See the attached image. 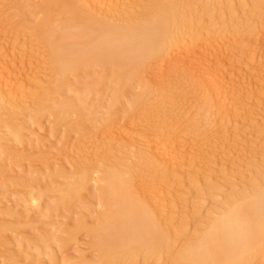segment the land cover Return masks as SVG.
I'll list each match as a JSON object with an SVG mask.
<instances>
[{
  "label": "rangeland",
  "instance_id": "374dc122",
  "mask_svg": "<svg viewBox=\"0 0 264 264\" xmlns=\"http://www.w3.org/2000/svg\"><path fill=\"white\" fill-rule=\"evenodd\" d=\"M75 1H76V3L78 2L77 6H79V4H80L81 7L84 6L87 8V10H86L83 7V9L85 10L84 12L82 10L83 14H85V13L87 14V15L85 14L86 17H90V18L94 17V19L97 20V21H95L96 23L99 22V23L106 24V25L111 24L113 26L120 27V25H118V23L120 22V24H121V22H123V21L125 23L123 22L124 25L122 23V26H124L125 28L129 26V24H127L129 22L131 23V25H133V24L141 25V24H144V22L150 20L151 18H153L152 20H156V19L158 20L159 17L161 18L160 15L165 13V14L172 16V18H169L172 21L174 18L175 21H173V22H175L176 25L179 24L178 27L183 26V27H181V28L179 27V28H180V30L182 29L181 30L182 33L185 34L186 36L191 35V33H193L192 36H195L196 35L195 30L201 24H204L203 27L205 26L204 27L205 29L209 28L211 26L210 29L211 30L214 29V31H217V30L215 28H212V27H215V25L217 24L216 28H219L218 25H222L221 31L225 30L226 33L229 32V34L230 33L232 34L234 29L232 28V31H231L230 28L232 27V25H231L232 22H230V20L228 18H230L231 16H237L238 20H236V22L237 21H239V22L236 23L238 27H237V30H235V31L238 32V34H237L238 40H239V38H241L242 40L243 39L247 40L246 38L249 37V39L252 41L255 38L259 37V39H261V37L263 38V36H264V16H263L264 15V13H263L264 12V0H257V1H255V0H170V1L169 0H100L97 5L88 2V0H84V1L82 0V2H81V0H75ZM253 1H254V3H253ZM44 2L42 3L41 0H0V49L2 47H4V45L10 46L12 44L11 47L15 46L17 49L15 47L14 48L17 51H19L18 48L22 50L24 47L29 48V49L31 47V50H29V49H27V50L30 51L29 53H33L32 54L33 56L30 55L28 57L26 55L28 58L25 60L26 64L24 63V67H21V65L20 64L18 65L17 63L15 65V63L14 62L12 63V61H11V63L7 64V66L4 67V69L5 68L6 69L5 70L3 69V71L0 72L1 77H3V79H5L4 80L5 81L4 87L7 86V88H8V89L6 88L4 90L5 92L4 91H3V93L0 92V94L2 96V97L0 96V121H1L0 126L2 124L1 128H3V126L5 128V125H6V128L10 130V128H8L9 127L8 124L10 123V125H11L15 121L22 122L21 124L25 126L24 128H22L21 126H20V128L17 127L18 129L21 130L20 131L17 129L18 130V132L16 130L17 133L12 131V129H11V131L6 130V128H5L6 131L0 129L1 134H2L1 131L4 132V134L2 136H5V137H2L5 139V141H2L4 143H2L1 140H4V139H1V134H0V139H1L0 143H2V144H0V162H1V160L5 159L4 161H2L0 163V169H1L0 170V190H1L0 192H1V195H3V197H5V195H6V198L8 199V201L11 200L10 205H8V206L5 205L6 208H4L2 205H0V212H1L0 213V215H1L0 216V219H1L0 220V223H1L0 227L2 225H4L3 227L6 226V228H7L6 231L8 233V234H6V232H5V234H3V233H1V229H0V254L11 249V251H13L14 255L15 254H16V256L18 255L17 258L14 256L15 257L14 263H16V264H90L91 262L94 264H99V263H97L98 261H100L101 264H107V263L112 264L113 262L115 264H140V262H138V263H135V262L130 263V262H132V259H134L132 256L135 257L137 255V253L140 256L141 252H145L144 250L140 252V251L133 248L130 250H125L123 252H119V254L112 255L111 257H107L108 255L106 257H105V255L100 256L101 253L98 251L99 249L97 246L99 240L95 236L97 234L96 233L94 234L93 233L94 231L91 229H96L97 227H99L100 223H102L104 221V217L108 216L110 214V213L109 214L106 213L109 211L108 210L106 211L105 209L111 208V206L108 207V205H110V202H112V201H110L108 203V201L110 200V198H108L110 195H108V197H107L109 199L107 201L108 205L105 204L106 202H104V201L107 199H105L104 195L102 194V192L105 193L104 189L101 190V188L103 186V183H102L103 181H101L100 184H98L96 182V180L99 178L98 176L100 174H97L95 171H93L95 169V165H96V162H93V161H95V158L96 159L97 158H106L108 156H111V158L115 157L113 160L114 162L112 161V159L107 160V161H109V162L106 161L107 163L105 162L106 163L104 166L105 169L108 170L110 168L111 169L118 168L117 164L119 163L118 166L120 165L119 166L120 172L122 171V172H124V174H125V171H128V169L126 167L127 166L126 164L128 163L127 160H129V162H130V160H132L129 163L130 164L129 169L132 168L133 173H134V170H133L134 167L135 166L137 167L139 165L140 167H137L139 169L135 168V170H139L141 172V173L138 172V174L139 175L141 174L142 176L141 175L140 176L143 178L145 177V179H147V177L150 176V177H148L149 181L147 179V180L143 181V183H145L147 181L145 183V186H146V184L147 185L149 184V185H148V187L146 186V188L149 190V189H152L154 187L155 189L154 188L153 189L156 191V194L159 193L157 195L158 196V198H157L158 204L163 205V204H166L165 202H167V203L170 202L169 204H171L173 201H174L173 202L174 204H176L177 202H181V203L183 202L184 203V208H185L184 209L185 211H183L184 213L181 212L179 215H177L178 218L176 217L175 221H173V222L170 221L172 219L170 217L169 211H167L168 205L167 206L163 205V207H161V206H154V204H152V206H151V209L153 207V209H152L153 212L154 211L156 212V209H155L156 207H157V210L159 209V207L163 209L164 215L161 214L162 209L160 211L159 210L157 211V212H160L159 214L154 213L155 221L161 222V223L158 222V224L161 225L160 230L163 233V235H167V237H170L169 242L171 244H173V242H171L173 240H171V239H174V243H176V240H177L178 244H180L182 242H179V241L185 238L184 240H182L183 243L181 244V246L183 248H185L187 244L196 243V241L199 238L198 237L199 234L202 235V233L205 232L207 228H210L211 224L213 225L212 221L215 218L214 216H216L217 212L222 210L221 206L223 207V209L226 208L225 205L229 204L230 201H233L236 197L237 198L235 200H237L239 202L241 200L242 201L243 200L249 201L250 200L249 196L251 198L253 197L254 190L255 191L260 190L259 192L264 191V96H262V94L264 95V45H263V47L258 46V49H257V47L253 46L254 45L253 43L257 39H255V41H253V42H251L250 40H247L248 44L250 43L249 47H252L249 49V51L245 50L247 52L244 51V52H241L238 54V52L234 49L232 50V48L227 50V55L224 57L223 60H225L227 58L226 61H228V62L232 61L235 63L232 64L231 62H229V63L227 62L228 66L226 65V63H224L225 66H227V68L224 67V69H225V73H224L225 77L224 78H226L227 80H232V81L236 82L235 87L237 89L235 90L236 94H233L234 96L230 93H228L230 95H227L225 93V95H223V97H222V102L223 101L224 102L223 103L221 102L223 107L220 104L221 105V106L219 105L220 108L216 107V108H219L216 110L215 107L213 109L212 106L208 105L206 101L200 102V103L197 102V99L201 96L200 92L197 90L198 89L197 84L191 85L190 86L191 88H188V89H187V87H185V85H183L184 82L182 80H184L186 82L187 81L186 80L187 75L186 74L182 75L183 72L181 73V72L175 71L176 68L172 67V66H174V64H173L174 59L170 58L171 54L167 53L168 52L167 49L165 52L168 55L170 54V57L167 55H164V56H167L165 58L162 57L164 63L162 61H159V60H162V58H159V59L157 58L158 60L153 59L151 62H149L148 66H147L148 68L144 69L145 72L141 70L142 72L141 71L135 72L137 74L131 73V74H129V78L127 76H125V82L123 81L124 77L120 76L122 74L120 72H123V71L116 70V68H118L117 67L118 65L113 66V65H115V63H113V65H111L112 62H110V64L108 62L109 65L107 63H104L103 65H106V67L105 66L100 67L101 64H100V66L97 64L100 68H98V66L95 67L96 65H94V63L90 62L89 64H91V65H89L87 63L90 67L88 65L87 66L85 65V66L89 67L90 70L88 68H85L84 65H81L79 67L81 68L84 66L83 68H85V69L81 68V71H79L80 70V69L78 70L79 67L75 68V70L72 73L74 75V77H73V75H71L72 80H71V78H68L67 76L66 77L68 78V80L67 79L64 80L65 77L63 78L62 75L58 73V69L54 65L55 62H54V58H53L52 53H51V48L48 45L49 44L48 38H47V40H45L44 38L39 36L38 33H39L40 28H41V24H43V23L46 24L47 21H48L46 24L47 30L45 29L47 31V33L49 31L51 33L52 29L53 30L55 29L53 33H56L57 32L56 30L62 31L63 30L62 24L65 23L66 21L70 20L69 15H72V14L69 13L70 12L68 10L69 8L66 9L65 6H63V5H62L63 6L62 8H65L67 11H69L68 13L66 12V10L64 11V9L58 8V6H60L62 4V3L61 4L59 3L60 2V0H59V2H55L58 4H55L56 6H53V7H57L56 10L57 9L58 10L54 11L55 10L54 9L52 13H51V11H50V13L48 12V14H49L48 15L47 14L48 10L45 11V9L43 8L44 5L41 7V9H42V11L44 9L45 12L39 11L40 6L42 4H44ZM61 2H63V4L65 3L64 5H66V2H64L62 0H61ZM214 3L216 5L220 6L219 7L220 10L214 5ZM211 4L215 6V8H216L215 12H217L219 10V13H218L219 16L216 13H215V15L213 14L215 17L211 14H210V16H208L209 13L207 15L208 17L206 16V13L208 11L215 9V8H213V6H211L212 8L210 7L211 9H209V5H211ZM255 4H256L258 9L256 8ZM53 5H54V3H53ZM38 6H39V8H38ZM233 6H235V7H233ZM172 7L174 9H172ZM243 7H247L246 8L247 10L245 9L246 11H248L249 9L251 10L250 13L248 11L247 16L242 15L243 14L242 11L245 12ZM168 8H169V11H168ZM170 9H172V10L170 11ZM232 9H233V11H230ZM238 9H240V10H238ZM253 9H257L259 11L254 10V14H253V12H252ZM86 11H88L89 13ZM42 13H44V14H42ZM65 13L67 15L68 14L69 15L67 16V15H65ZM259 13H262L261 17L263 19L260 17V21L262 20V23L259 22V19H258L259 17H257V20H256V16H259ZM43 17L44 18L46 17V18L44 19ZM71 17L73 19V16H71ZM209 17L211 18L210 20L212 21L214 26L212 25V23H210ZM214 18L217 20L216 21L217 23L214 20H212ZM72 19H71L72 26H74ZM220 19H221V21H220ZM222 20H223V22H222ZM219 21H220V24H219ZM196 22H197V24H196ZM258 22L260 23V25ZM48 23H49V25H48ZM69 23H68V25H69ZM258 25L261 27H259ZM65 26H67V25H65ZM70 26H71V24H70ZM124 27H122V28H124ZM61 28H62V30H61ZM33 29L35 32L32 31ZM67 30H68V28L67 29L64 28V30L62 31L63 34H66ZM211 30H209V31H211ZM60 31H59V33H60ZM64 31H66V32H64ZM214 31H212V32H214ZM218 31H220V28ZM250 31H251V33H250ZM261 31H263V32H261ZM72 32H74V28H73ZM59 33L57 34L58 39L64 37L63 34H62L63 35L62 36ZM204 34L205 33H202L201 36H203ZM250 34H251V37L249 36ZM197 37H199V36L194 37L193 40H195ZM220 40L222 41V38ZM220 40H218L217 43L221 42ZM70 41H72V40H70ZM70 41L68 40L66 43H69V44L71 43L73 45L76 43L77 40H75V42L74 41L70 42ZM239 41H237V42H239ZM7 42L9 44H6ZM37 46L38 47L40 46V49ZM210 46H212L210 48V50L214 49L216 51L215 48H217V47L213 48V43ZM217 46H219V45H217ZM226 46L229 47L230 45L226 44ZM253 47H254V49H253ZM255 48H256V50H255ZM250 50H253V51L250 52ZM36 51H37V53L34 55V53ZM30 57L32 60L29 59ZM231 59H234V60H231ZM14 61L16 62V60H14ZM170 61H172V63ZM158 62H160L162 64L159 65ZM171 64H173V65H171ZM214 64L217 65V62H215ZM233 65H235V66H233ZM161 66H163L162 69H161ZM91 67H94V69ZM76 69H77V71H76ZM117 71H120V72H117ZM149 71L150 72L152 71V72L150 73ZM158 71H161V72H158ZM19 72H21V74H23V75H19L20 74ZM77 72H80V73H77ZM88 72H90V73H88ZM174 72H176V73H174ZM75 73H76V75H75ZM87 73H88V75H86ZM116 73H118V75L120 77H118ZM143 73H145V75ZM148 73L149 74L162 73V74H166V75H165V78L163 80H160V81H155L154 79H150L148 82L145 81V84H147V85H145L142 78H143V76L150 77ZM171 73H173V74H171ZM78 74L81 76L78 77L79 76ZM82 74L84 75V77L82 76ZM132 74L133 75L135 74V75L132 76ZM175 74H177V75H175ZM224 74L222 73L223 76H224ZM80 78H83V79L86 78V79L84 81H81L82 79H80ZM249 79L253 83L255 82V84H256V85L254 84L256 87L254 86V89H253L254 91L251 90L252 92L249 91V89L247 90L248 83L250 81ZM227 80H225V81L228 83V85L226 82L225 83L227 86H229V84H231L232 82L230 81V83H229ZM73 82H75V84H78V86L80 87V88H78V86L76 87V88H78V90L76 92L79 93V96H82L81 99L83 101V102H80V99H79V102L81 103L80 109H78L79 105L77 104L78 108H76V110L78 109V111H76V113H73L74 111L71 112V113H73V117L75 116L74 118L77 117L75 119L76 123H73L75 121H74V118H72V116H71V118L73 120L70 119L68 121L67 118L63 119V117H65L66 115H68V117H69V115H72L71 113L69 114L67 112H64V114L67 113L66 115H64V114H62V111L60 109H58V108L56 109V107H53L58 102L59 103H60V101L62 102L63 99L65 100V98H73V96L78 97V93L74 94L73 90L76 89L75 88L76 85ZM76 82H78V83H76ZM82 82L84 83V85H82ZM38 83L39 84L42 83L43 86L39 85ZM66 84L69 87H65ZM11 85H12V87H10ZM72 85H74L73 86L74 89H73ZM181 85H183V86H181ZM70 87L73 90L70 89ZM66 88H68V91L70 90L73 93H71V96H70V91H69L68 93H66V97L63 98L65 96V91L67 92V90H65ZM80 89L82 91H80ZM184 89L188 90V91H185ZM56 90H57V92H55ZM116 90L118 91L117 96L115 95L116 94L115 92H117ZM169 90H170V93L172 95L169 93ZM238 91L240 93H238ZM18 92H20V93H18ZM47 92H49V93H47ZM60 92L64 93V94H60ZM173 93H174V95H173ZM181 93H182V95H181ZM15 94L18 96H16ZM54 94L55 95L58 94V95H56L57 97ZM80 94H82V95H80ZM119 94H120V96H119L120 98L118 100H116L117 102L114 99H112L113 96H114V98H117ZM67 95H69L70 97L69 96L67 97ZM168 95L169 96L171 95L170 97L173 96L174 98L173 97L170 98ZM9 96H11L12 98ZM37 96H38V98L40 97L39 100L35 99V98H37ZM61 96L63 99L59 98ZM228 96H229V99H228ZM230 97H231V99H230ZM31 98H33V99H31ZM58 99H62V100H58ZM73 99H75V98H73ZM112 100L115 102V105L112 102L113 106L111 109L110 104H111ZM12 101H14V102H12ZM194 101L196 103H194ZM34 102H36V103H34ZM201 103L203 106H205V103H206V106H208V107H206V106H205V108L202 107L203 110H201L202 112L199 113L198 107H199V105L201 106ZM197 104H199V105H197ZM225 105L227 107L229 106L230 109H228ZM230 105H232V106H230ZM209 107H211L210 110H209ZM54 108L56 110L61 111V113H60L61 115L60 114L57 115V113H54L53 111H56V110H53ZM222 110L223 111L226 110L227 112L225 111L226 112L225 113ZM79 111H80V113H79ZM156 111H158V112H156ZM165 111H166V113H165ZM161 112L164 114H162ZM196 112H198L199 115ZM74 114H77V116ZM2 115H4V117ZM142 115H144V116H142ZM163 117H164V121L162 120ZM176 117H178V118H176ZM159 118H161L162 121ZM206 118H207V120H206ZM141 119L142 120L144 119L143 122L145 124V127H144L145 129L143 128L144 124L141 121ZM3 120H5V121H3ZM34 120L37 122H35ZM139 120L142 123V124L140 123L141 125L137 124L140 122ZM156 120H159V122ZM2 121H3V123H2ZM71 121H73L72 124H71ZM222 121L225 123H223ZM135 122H137V123H135ZM156 122H157V124L155 126ZM168 125H169V127H168ZM186 125L190 128H188ZM225 125H227V126H225ZM232 125H233V128H232ZM224 126L226 127V129ZM182 127H187V129L189 131V132L187 131L188 133H186L189 146L187 145L188 147L184 153V157L185 158L187 157V160L184 161L183 163L179 164L181 167L178 164L176 165V163H173L175 165V168L170 169V171L165 169V172H164V169H163L164 167L161 166L160 163L157 161L156 156L158 154H157L155 147H153L154 145H152V147H151V144L154 143L152 141L154 139V136L158 137L159 134L162 133L163 131H164V133L167 132L168 134L174 133L175 135L174 134L173 135L175 137H177L176 135L178 134L180 129H182ZM221 127H223V128H221ZM146 128H147V130H146ZM142 129H143V131H142ZM137 130L142 132V133L139 132L140 134H142V135L144 134L145 136L147 135L146 137L148 139L146 140V138L143 135V137L145 138V141H144L143 140L144 138L142 137V135L140 136L138 134ZM148 130H150V131H148ZM113 133H115V134H113ZM133 133H135V135ZM110 134H113L114 136L116 135V137L114 138V137H112L113 135L110 136ZM137 134H138V136H137ZM120 135H121V138H123V139L120 138ZM117 136H119V137L117 138ZM221 136H223L224 139H227L226 144H227V149H228V150L226 149V153H225L226 157H224L223 162H225V163H224L223 167L225 169L231 168L232 171L234 172L233 177H235L234 178L235 181H234V183H232L233 185L230 184V182H228L229 184L226 182L223 183L222 181H224V180H222L221 178H219V180H218L216 178V176L214 178H213V176L211 177V173L209 172V168H208L209 163H207V162H208L210 156H212L213 153L216 152V149H218V146L221 144V141H223V140H221ZM226 137H228V138H226ZM111 138H113L114 141ZM119 138H120V140H119ZM149 138L152 140L150 141ZM123 143H125V144H123ZM140 144H144V145H140ZM121 145H122V147H121ZM71 146H73L72 148H74V147L76 148L77 154H74V157H77V159H78L79 154H80V157H82L81 156V154H82L83 157H84V155H86L85 157L90 156V157H88V160L85 161V163L84 162L82 163V161H81L79 164L80 166L79 165H76L75 167L71 166V164H72V162H70L71 157L67 156V158L70 157L69 158L70 160H67V158L63 157L65 155L63 153H67L68 148L71 149ZM84 146H85V148H84ZM130 146H133V147H130ZM140 146H142V147H140ZM111 147L114 148L113 150L117 149L118 153H117V151L113 152V150L110 149ZM124 147H126V148H124ZM29 149H30V151H29ZM118 149H120V150H118ZM153 149H155V150H153ZM77 150H78V152H77ZM141 151L144 153H141ZM18 152H20V153H18ZM22 152H24V153H22ZM80 152H82V153H80ZM48 153H50V154H48ZM112 153H114V154H112ZM21 154H23V155H21ZM143 154H146V156H149L148 159L151 158L149 161H147V162L145 161L147 164L143 161L144 158L141 157ZM25 155L28 157V159H26ZM76 155H78V156H76ZM18 156H20V157H18ZM262 156H263V158H262ZM21 157L22 158L24 157V158L21 159ZM60 157H63V158H60ZM153 158H154V160H153ZM20 159H21V161H20ZM58 159H60V160H58ZM56 160H58L59 163L57 161L55 163V165L52 164V162L56 161ZM90 161H91V163H90ZM125 161H127V162H125ZM133 161H135L134 165H132ZM20 162L24 163L26 168L27 167H34L35 168V170L31 172V174L29 176L31 178L29 179L30 181L28 180V182H26V175H25V179H24V176L23 177H20V176L18 177V175L16 176V174H17L16 172L18 171L19 167L21 166ZM62 162L66 163V165L63 164ZM156 162H157V165L158 164L160 165V166L159 165L157 166L158 169L156 168ZM173 162H174V160H173ZM44 163H45V165L47 164L45 166V168L43 167ZM136 163H138V164H136ZM148 164H149V166L151 164V166H153V167L150 166V168H149ZM39 165L42 166L43 170L40 168ZM106 165H107V167H106ZM142 165L143 166L147 165V166H145V168H144ZM174 165H173V167H174ZM122 166L123 167L125 166L126 169L123 168ZM17 167H18V169H17ZM67 167H68V169H67ZM76 167H79V168H76ZM92 167L94 168L93 170H92ZM161 167H163V168H161ZM36 168H38V169H36ZM146 168H147V170H146ZM124 169H125V171H124ZM150 169H152L155 173L152 170L150 171ZM46 170H48V171L46 172ZM166 170L170 173H168ZM58 171H60V172H58ZM62 171H64L63 175L60 174V173H62ZM76 171H78V172H76ZM146 171H149V173L150 172L151 173L150 174L148 173L149 174L148 175ZM39 172H42V173H39ZM92 173H94V175ZM235 173H236V175H235ZM45 174H47V175H45ZM145 174H147L148 176L147 175L145 176ZM101 175H100V178H101ZM136 175L137 174L135 171V176ZM139 175H137V176H139ZM92 176H93V178H92ZM140 176H139V178H140ZM209 176L211 179L209 178ZM72 177H73V179H72ZM95 177H97V178H95ZM13 178H15V179H13ZM18 178L19 179L21 178L22 181H21V179L18 180ZM69 178H71L72 180ZM94 178L96 180H93ZM197 178L199 179V181L198 180L196 181ZM13 180L15 181V183L16 182L17 183L16 184L13 183ZM23 180H25V181L23 182ZM138 180H140L142 182L141 178ZM206 180H207V182H206ZM18 181H20V182H18ZM22 182L24 184L26 183L25 186L23 185V187L21 185ZM2 183H4V184L2 185ZM19 183H20V185H19ZM77 183H80L81 185L77 184ZM96 183L98 184V186L96 185ZM255 183L257 185H255ZM27 184H29L30 186ZM210 184H212V186ZM227 184H228V188L225 186ZM68 185H69V187H68ZM230 185H232V187H233V188H230L231 190L229 189ZM217 186L218 187L221 186L224 188L219 187L220 191L214 190L216 192L215 193H214V191L212 192L211 189H214V188L218 189ZM248 186H250V187H248ZM251 187L255 188V189L252 190ZM248 188L251 189L250 191H253V192H250ZM257 188H258V190H257ZM228 189H229V191H228ZM28 190H32V191H30L31 192L30 194H32L31 196L38 198V200L40 202L39 204L36 203L37 205L36 204L35 205L36 206L39 205L38 207L43 208L44 211H42L40 209L41 211H39V213H38V210H37L38 208L36 206H33L35 208H30V206H32V205H30V204L28 205L29 197L28 198H27V196L25 197V195H29ZM99 193H101V194H99ZM246 193H248V194H246ZM142 195H140V197L144 199V197L146 196L145 193H143ZM239 195H242V196L240 197ZM244 195H246V196L244 197ZM0 197H2V196H0ZM59 197H61V199ZM6 198H4L5 201H6ZM67 198H69V199H67ZM190 199H194V200H190ZM111 200H112V198H111ZM12 201L14 204L11 203ZM147 203L150 207L151 202L150 203L147 202ZM216 203H218L219 205ZM223 204H225V205H223ZM105 205H107L108 208ZM177 205H178V203H177ZM185 206H187V208ZM24 207H26V209ZM164 207H166V208L164 209ZM197 209H199V210H197ZM24 212H26V213H24ZM41 212H43L42 215H40ZM187 212H189V213H187ZM104 213L106 214L105 216H104ZM12 214H13V216L11 217ZM38 214L40 217L38 216ZM156 214H157V216H156ZM8 215H10V217ZM154 215H153V218H154ZM158 216L160 217V219L159 218L157 219ZM5 218H8V219H5ZM44 220H46V221H44ZM169 222H170V224H169ZM199 224H201V225H199ZM202 224H203V226H202ZM196 225H198V226H196ZM212 225H211V227H212ZM11 226H12V228H10ZM196 227H201V228L199 229ZM15 228L16 229L18 228V231L15 230ZM12 231H16L18 236L17 235L15 236L16 233L14 234V232H13L14 235L12 237V233H11ZM51 231H52V233H51ZM109 231H111V230L109 229ZM193 232H195V233L193 234ZM68 233H69V235H68ZM50 234H54V235L52 236ZM176 234L182 235L181 238H180V236H176ZM49 235H50V237L48 238ZM174 237H177V238H174ZM178 238H179V240H178ZM48 240H49V242H48ZM6 242H8V243L6 244ZM10 243L12 244L11 246H9ZM14 243H16L17 245L15 246ZM37 243H39V244H37ZM174 245H176V247L174 246L175 247L174 248L172 246L170 253L164 252L165 254L162 253L160 255L161 259L158 256L159 255L158 251L156 253H153L154 255H151L152 253L150 252V256H152V258H151L152 260L150 259V260H148L149 262L146 261L145 263H147V264H160V263L161 264H181L180 260H179L180 259V255H179L180 251L179 250H181V248L177 247V246H179V245H177V243ZM19 246H21V247H19ZM16 248H18V249H16ZM32 248H33V250H32ZM37 252H39V253H37ZM131 254H134V255H131ZM145 254H147V256H149V254L147 252V253L143 254L144 256L142 255L144 257V259L146 260L147 256ZM129 256H131L132 258ZM150 256L148 258H150ZM101 257H104V259H106V258L107 259H109V258L114 259L115 258V260L112 261L109 259V261H108L107 259L106 260L102 259V261L104 260L103 261L104 263H103L100 260ZM141 257H139V258H141ZM128 259H129V261H127ZM135 259H136V257H135ZM263 259H264V255L261 257L258 256V257H256V259L255 258L253 259L254 261L253 260L250 261V264H264L263 263L264 261H262ZM158 260H159V262H158ZM139 261H144V260L139 259ZM143 263L144 262H142V264ZM9 264H12V263H9ZM247 264H249V262Z\"/></svg>",
  "mask_w": 264,
  "mask_h": 264
},
{
  "label": "bare ground",
  "instance_id": "6f19581e",
  "mask_svg": "<svg viewBox=\"0 0 264 264\" xmlns=\"http://www.w3.org/2000/svg\"><path fill=\"white\" fill-rule=\"evenodd\" d=\"M42 1V3L44 2V4H42L41 6H40V10L39 11H42V9H41V7L43 6V8L45 9V11H47V14H48V12L50 13V11H51V13L53 12V10L54 11H57L56 10V8L57 7H53V6H56L55 4H58V3H55V2H59V0H41ZM62 1H64V2H66V5H64L63 4V2H61V0H60V6H58V8H62L63 6H65V8L67 9V8H69L68 10L70 11H67L65 8H62V9H64V11L66 10V12L68 13H70V14H72V15H69V17H70V20H68V21H66L65 23H63L62 25H63V30H64V28H68V30H67V33L66 34H63V30H62V28H61V30L62 31H60V33H59V31L58 30H56L60 35H64V37H62V38H57V34L56 33H53L54 32V30L52 29V32L50 33V31L47 33V22H46V24H44L43 22V24H41V28H40V30H39V33H38V35L39 36H41L42 38H44L45 40H47V38H48V45H49V47L51 48V53H52V56H53V58H54V65L57 67V69H58V73L59 74H61L62 75V77L64 78V80H68V78H71V80H72V77H71V75H73L72 73H73V71L75 70V68H78L79 66H81V65H88L90 62L91 63H94V65H96L95 67H97L98 65L100 66V64H101V66L100 67H106V65H103L104 63H107L108 64V62H109V64H110V62H112V64L111 65H113V63H115V65H113V66H117L118 68H116V70H121V71H123V72H120V71H117V72H120V73H122L120 76L122 77H124L123 79V81L125 82V76H127L128 78H129V74H131V73H135V72H140L141 70L142 71H144V69L146 68H148L147 66H148V64H149V62H151L153 59H159V58H162V57H167V56H169L170 57V54H171V59L173 58L174 59V62H173V64H174V66H172L173 68H176L175 69V71L176 72H183V74L182 75H184V74H186L187 76H186V82L184 81V80H182L183 82H184V84L183 85H185V87H187V89L188 88H191L190 86L191 85H194V84H197L196 86L198 87V91L200 92V94H201V96L197 99V102L198 103H200V102H204V101H206L207 102V104L208 105H210V106H212V108L214 109V107L216 108V107H219L220 108V106L222 105L221 104V102H222V97H223V95H225V93L227 94V95H230V94H236V92H235V90L237 89L236 87H235V85H236V82H234V81H232V80H227L226 78H224L225 77V69H224V67H226L227 68V62L228 61H226V59L225 60H223L224 59V57L227 55V50H229L230 48H232V50L234 49V50H236L237 52H238V54L239 53H241V52H244L245 50H248L249 51V49L250 48H252V47H249V44H248V41L247 40H250L249 39V37L248 38H246L247 40H245V39H241V38H239V40H238V37H237V34H238V32H236L235 30H237V22H239V21H237L236 22V20H238V18H237V16H231L230 18H228L229 20H230V22H232V27L230 28L231 29V31H232V28L234 29L233 30V32H232V34L234 35H232L231 33L229 34V32L228 33H226L225 32V30L224 31H221L222 29H221V26L222 25H218L219 26V28H220V31H218L219 30V28H216V26H217V24L215 25V27H212V28H215L217 31H214V29H210L211 28V26L209 27V28H204L203 27V25L204 24H201V25H199V27H197L196 28V30H195V32H196V35L195 36H192V34L193 33H191V35H185V34H183L182 33V29L180 30V28L181 27H183V26H179L178 27V25L179 24H177L176 25V23L175 22H173V21H175L174 20V18H173V21L171 20V19H169V18H172V16L171 15H168V14H165V13H163L162 15H160L161 16V18L159 17L158 18V20L156 21V20H152L153 18H151L150 20H148V21H146V22H144V24H141V25H135V24H133V25H131V23L129 22V23H127V24H129V26L128 27H124V26H122V23L124 22H121V24H120V22L118 23V25H120V27H118V26H113V25H111V24H109V25H106V24H102V23H96L95 21H97L96 19H94V17L93 18H90V17H86V15L85 14H83L82 13V10H83V12L85 11L84 9H86L87 10V8L86 7H84V9H83V7H81L80 6V4H79V6H77L78 4V2L76 3V1L75 0H62ZM84 1V0H83ZM99 1L100 0H88V2H90V3H92V4H98L99 3ZM170 1V0H169ZM255 1H257V0H255ZM81 2H82V0H81ZM205 2V1H204ZM53 3H54V5H53ZM80 3V2H79ZM221 3V2H220ZM247 3V2H246ZM251 3V2H250ZM253 3H254V1H253ZM256 3V2H255ZM88 4V3H87ZM206 4V3H205ZM258 4V3H257ZM63 5V6H62ZM95 5V6H96ZM200 5V4H199ZM207 5V4H206ZM214 5L220 10V6L219 5H216L215 3H214ZM214 5H209V9H211L212 7L211 6H213V8H215V6ZM248 5V4H247ZM259 5V4H258ZM69 6V7H68ZM99 6V5H98ZM97 6V7H98ZM169 6V5H168ZM202 6V5H201ZM205 6V5H204ZM255 6H256V4H255ZM53 7V8H52ZM81 7V8H80ZM167 7V6H166ZM211 7V8H210ZM222 7V6H221ZM233 7H235V6H233ZM38 8H39V6H38ZM226 8V7H225ZM247 7H243V9L245 10ZM254 8V7H253ZM256 8H257V6H256ZM44 9H43V11L42 12H45L44 11ZM52 9V10H51ZM172 9H174L173 7H172ZM172 9H170V11L172 10ZM178 9V8H177ZM208 9V8H207ZM217 9V10H218ZM235 9V8H234ZM237 9V8H236ZM242 9V10H243ZM258 9V8H257ZM257 9H253V14H254V10H257ZM14 10V9H13ZM176 10V9H175ZM219 10L217 11V12H215L216 11V8L214 9V10H211V11H206L205 13H206V16L208 15V13H209V15L208 16H210V14L211 15H215V13L219 16ZM238 10H240V9H238ZM247 10V9H246ZM245 10V12L244 11H242L243 12V16H247V14H248V11H249V13H250V9L248 10V11H246ZM168 11H169V8H168ZM205 11V10H204ZM230 11H233V9L232 10H230ZM257 11H259V10H257ZM256 11V12H257ZM86 12H88V11H86ZM175 12V11H174ZM247 12V13H246ZM261 12V11H260ZM89 13V12H88ZM176 13V12H175ZM234 13V12H233ZM264 13V12H263ZM6 14V13H5ZM42 14H44V13H42ZM172 14V13H171ZM49 15V14H48ZM65 15H67L66 13H65ZM67 15V16H68ZM85 15V16H84ZM89 15V14H88ZM173 15V14H172ZM213 15V16H214ZM239 15V14H238ZM45 16V15H44ZM47 16V15H46ZM55 16V15H54ZM71 16H73V19H72V17ZM196 16V15H195ZM198 16V15H197ZM207 16V17H208ZM240 16V15H239ZM262 16V13H259V16H256V20H257V17H259L258 19H259V22H261L262 23V20L260 21V17ZM264 16V15H263ZM212 17V16H211ZM215 17V16H214ZM225 17V16H224ZM241 17V16H240ZM44 18V17H43ZM46 18V17H45ZM44 18V19H45ZM96 18V17H95ZM217 18V17H216ZM253 18V17H252ZM251 18V19H252ZM262 18V17H261ZM71 19L73 20V25L74 26H72V21H71ZM155 19V18H154ZM211 18L209 17V20H210ZM222 19V18H221ZM221 19H220V21H221ZM263 19V18H262ZM110 20V19H109ZM197 20V19H196ZM212 20H214L215 22L217 21L215 18L214 19H212ZM219 20V19H218ZM224 20V19H223ZM223 20H222V22H223ZM226 20V19H225ZM228 20V21H229ZM44 21V20H43ZM71 21V22H70ZM199 21V20H198ZM201 21V20H200ZM220 21H219V24H220ZM70 22V23H69ZM127 22V21H126ZM214 22V23H215ZM227 22V21H226ZM258 22V23H259ZM3 23V22H2ZM68 23H69V25H68ZM105 23V22H104ZM125 23V22H124ZM124 23H123V25H124ZM186 23V22H185ZM209 23V22H208ZM210 23H212V21L210 20ZM209 23V24H210ZM217 23V22H216ZM225 23V22H224ZM67 25V26H65V25ZM70 24H71V26H70ZM126 24V25H127ZM181 24V23H180ZM196 24H197V22H196ZM222 24V23H221ZM48 25H49V23H48ZM207 25V24H206ZM212 25L214 26V24L212 23ZM239 25V24H238ZM259 25H260V23H259ZM258 25V26H259ZM46 26V27H45ZM69 26V27H68ZM124 27V28H122V27ZM74 28V32H72L73 31V28ZM259 27H261V26H259ZM72 28V29H71ZM46 29V30H45ZM188 29V28H187ZM72 30V31H71ZM209 30H211V31H209ZM33 32H35L34 31V29L32 30ZM184 31V30H183ZM191 31V30H190ZM212 31H214V32H212ZM230 31V30H229ZM230 31V32H231ZM254 31V30H253ZM64 32H66V31H64ZM185 32V31H184ZM220 32V33H219ZM260 32V31H259ZM261 32H263V31H261ZM187 33V32H186ZM202 33H205L203 36H201V34ZM250 33H251V31H250ZM35 34V33H34ZM183 34V35H182ZM56 35V36H55ZM62 35V36H63ZM182 35V36H181ZM196 36H199V37H197L195 40H193V38L194 37H196ZM250 37H251V34L249 35ZM59 37V36H58ZM61 37V36H60ZM257 37V36H256ZM222 38V41L220 40ZM255 39H257L256 41H255ZM255 39H253L251 42H253V41H255L253 44V46H255V47H257V49H258V46H262L263 47V45H264V36H263V38L261 37V39H259V37L258 38H255ZM9 40V39H8ZM70 41V40H72V41H74L75 42V40H77L76 41V43L75 44H69V43H66L67 41ZM218 40H220L221 42H219V43H217V41ZM7 41V40H6ZM72 41H70V42H72ZM237 41H239V42H237ZM78 42V43H77ZM212 43H213V48L214 47H217V48H215L216 49V51L214 50V49H212V50H210V48L212 47V46H210V45H212ZM6 44H9L8 42L6 43ZM215 44V45H214ZM226 44L228 45H230L229 47L228 46H226ZM12 45V44H11ZM11 45L9 46V45H7V46H5L4 45V47H2L1 49H0V72H2L3 71V69H4V67H6L7 66V64H9V63H11V61H12V63L14 62L15 63V65H16V63L19 65H21V67H24V63H25V60L30 56V55H32L33 53H29L30 51L29 50H31V47H30V49L29 48H25L24 46V48L21 50V49H19L18 48V50L19 51H17V50H15V46H13V47H11ZM14 45V44H13ZM217 45H219V46H217ZM26 46V45H25ZM41 46V45H40ZM40 46L38 47L39 49H40ZM76 46V47H75ZM15 47V48H14ZM17 49V48H16ZM27 49H29V50H27ZM42 49V48H41ZM47 49V48H46ZM166 49L168 50V52L167 53H170L169 55L168 54H166ZM253 49H254V47H253ZM34 50V49H33ZM214 50V51H213ZM255 50H256V48H255ZM35 51V50H34ZM251 51H253V50H250V52ZM39 52V51H38ZM245 52H247V51H245ZM255 52V51H254ZM37 53V51L34 53V55ZM234 54V53H233ZM236 54V53H235ZM252 54V53H251ZM28 57H27V56ZM164 55H167V56H164ZM229 55V54H228ZM243 55V54H242ZM33 56V55H32ZM38 56V55H37ZM254 56V55H253ZM34 58V57H33ZM229 58V57H228ZM237 58V57H236ZM29 59H31V57L29 58ZM157 59V60H158ZM254 59V58H253ZM263 59V58H262ZM14 60H16V62L14 61ZM32 60V59H31ZM231 60H234V59H231ZM256 60V59H255ZM159 61H162L163 62V58H162V60H159ZM226 61V62H225ZM239 61V60H238ZM262 61V60H261ZM171 63H172V61H170ZM215 62H217V65H215L214 63ZM229 62H231L232 64H234L235 62H232V61H229ZM228 62V63H229ZM86 63V64H85ZM88 63V64H87ZM96 63V64H95ZM159 63V65L160 64H162V63H160V62H158ZM164 63V62H163ZM167 63V62H166ZM224 63H226V65L227 66H225V64ZM26 64V63H25ZM98 64V65H97ZM108 64V65H109ZM173 64H171V65H173ZM42 65V64H41ZM89 65H91V64H89ZM88 65V66H89ZM93 65V64H92ZM107 65V66H108ZM236 65V64H235ZM235 65H233V66H235ZM83 66V67H84ZM85 66V68H88L89 70H90V66L89 67H86ZM98 66V68H100ZM120 66V67H119ZM83 67H81V68H83ZM162 67L163 66H161V69H162ZM31 68V67H30ZM43 68V67H42ZM81 68L79 67L78 68V70L79 71H81ZM85 68H83V69H85ZM91 68H93L94 69V67H91ZM122 68V69H121ZM6 69V68H5ZM4 69V70H5ZM9 69V68H8ZM82 69V70H83ZM150 69V68H149ZM224 69V70H223ZM155 70V69H154ZM170 70V69H169ZM76 71H77V69H76ZM75 71V72H76ZM141 71V72H142ZM153 71V70H152ZM151 71V72H152ZM157 71V70H156ZM173 71V70H172ZM145 72V71H144ZM148 72V71H147ZM150 72V71H149ZM150 72V73H151ZM158 72H161V71H158ZM176 72H174V73H176ZM20 74L19 75H23V74H21V72H19ZM71 73V74H70ZM77 73H80V72H77ZM88 73H90V72H88ZM88 73L86 74V75H88ZM154 73V72H153ZM222 73L224 74V76L222 75ZM85 74V73H84ZM117 74V76L118 77H120L119 75H118V73H116ZM135 74H137V73H135ZM134 74V75H135ZM144 75H145V73H143ZM149 74V73H148ZM171 74H173V73H171ZM179 74V73H178ZM75 75H76V73H75ZM79 75V74H78ZM133 74H132V76H134ZM165 75L166 74H162V73H155V74H149V76L150 77H148V76H143V81H144V84H145V81H149L150 79H154L155 81H160V80H163L164 78H165ZM175 75H177V74H175ZM68 78H67V77ZM81 75H79L78 77H80ZM82 76L84 77V75L82 74ZM131 76V77H132ZM20 77V76H19ZM73 77H74V75H73ZM76 77V76H75ZM233 78V77H232ZM76 79V78H75ZM78 79V78H77ZM80 79H82L81 81H84L85 79H83V78H80ZM127 79V78H126ZM176 79V78H175ZM5 79H3V77H1V75H0V92H2L3 93V91L7 88V86L6 87H4V83H5V81H4ZM128 80V79H127ZM170 80V79H169ZM174 80V79H173ZM225 80H227L229 83H230V81L232 82L231 84H229V86H227L228 85V83L225 81ZM250 80V79H249ZM262 80V79H261ZM15 81V80H14ZM176 81V80H175ZM238 81V80H237ZM260 81V80H259ZM68 82V81H67ZM227 83V85H226V83ZM17 83V82H16ZM34 83V82H33ZM65 83V82H64ZM69 83V82H68ZM72 83V82H71ZM74 84H75V82H73ZM76 83H78V82H76ZM39 84V83H38ZM81 84V83H80ZM86 84V83H85ZM243 84V83H242ZM255 84V82L253 83L251 80L249 81V83H248V87H247V90L249 89V91H251V90H253L254 89V86L256 85H254ZM39 85H42V83H40ZM76 86H75V88L78 86V84H75ZM82 85H84V83L82 82ZM145 85H147V84H145ZM155 85V84H154ZM183 85H181V86H183ZM245 85V84H244ZM34 86V85H33ZM43 86V85H42ZM52 86V85H51ZM74 85H72V87H73ZM88 86V85H87ZM152 86V85H151ZM156 86V85H155ZM10 87H12V85L10 86ZM15 87V86H14ZM36 87V86H35ZM65 87H69V86H67V84H66V86ZM149 87V86H148ZM171 87V86H170ZM169 87V88H170ZM184 87V88H185ZM242 87V86H241ZM256 87V86H255ZM78 88H80L79 86H78ZM78 88H76L75 90H73L74 89V87H73V89L70 87V89H72L73 91H74V94L76 93H78V92H76L77 90H78ZM174 88V87H173ZM172 88V89H173ZM8 89V88H7ZM23 89V88H22ZM82 89V88H81ZM80 89V91H82ZM84 89V88H83ZM171 89V88H170ZM186 89V88H185ZM184 89V90H185ZM65 90H67V92L65 91V96L63 97V98H65L66 97V93H68L69 91H68V88H66ZM181 90V89H180ZM10 91V90H9ZM50 91V90H49ZM117 91V90H116ZM121 91V90H120ZM168 91V90H167ZM172 91V90H171ZM185 91H188V90H185ZM184 91V92H185ZM254 91V90H253ZM5 92V91H4ZM7 92V91H6ZM55 92H57V90L55 91ZM178 92V91H177ZM183 92V93H184ZM252 92V91H251ZM18 93H20V92H18ZM47 93H49V92H47ZM71 93H73V92H71L70 91V96H71ZM81 93V92H80ZM116 94V96H117V93H118V91L117 92H115ZM120 93V92H119ZM169 93H170V90H169ZM228 93H230V94H228ZM238 93H240L239 91H238ZM237 93V94H238ZM7 94V93H6ZM17 94V93H16ZM15 94V95H16ZM60 94H64V93H61L60 92ZM59 94V95H60ZM171 94V93H170ZM247 94V93H246ZM8 95V94H7ZM11 95V94H10ZM55 95V94H54ZM56 95H58V94H56ZM55 95V96H56ZM73 95V94H72ZM80 95H82V94H80ZM172 95V94H171ZM170 95V96H171ZM173 95H174V93H173ZM181 95H182V93H181ZM193 95V94H192ZM0 96H1V94H0ZM14 96V95H13ZM16 96H18V95H16ZM51 96V95H50ZM63 96V95H62ZM62 96L61 97H59V98H62ZM69 95H67V97H68ZM69 96V97H70ZM120 94L118 95V97L117 98H114V96H113V98L112 99H114L115 101L116 100H118L120 97ZM169 96V95H168ZM169 96V97H170ZM195 96V95H194ZM234 96V95H233ZM250 96V95H249ZM262 96H264L263 94H262ZM2 97V96H1ZM9 97H11V96H9ZM33 97V96H32ZM35 97V96H34ZM44 97V96H43ZM57 97V96H56ZM173 97V96H172ZM172 97H170V98H172ZM176 97V96H175ZM180 97V96H179ZM225 97V96H224ZM232 97V96H231ZM231 97H230V99H231ZM12 98V97H11ZM22 98V97H21ZM24 98V97H23ZM28 98V97H27ZM62 98V99H63ZM73 98H75V99H73ZM73 98H65V100L63 99V101L61 102L60 101V103L58 102H56L57 104H55L53 107H56V109L58 108V109H60L61 111H62V114H64V112H67V113H71V112H73V113H76V111H78V109H80V102H83L82 101V96H79V93H78V97L76 96V97H74L73 96ZM174 98V97H173ZM227 98V97H226ZM235 98V97H234ZM251 98V97H250ZM31 99H33V98H31ZM36 100L38 99H40V97L38 98V96H37V98H35ZM62 99H58V100H62ZM79 99H80V102H79ZM191 99V98H190ZM228 99H229V96H228ZM249 99V98H248ZM196 100V99H195ZM28 101V100H27ZM169 101V100H168ZM192 101V100H191ZM253 101V100H252ZM251 101V102H252ZM12 102H14V101H12ZM52 102V101H51ZM50 102V103H51ZM78 102V103H77ZM112 102H113V104L115 105V102L112 100L111 101V109H112V106H113V104H112ZM117 102V101H116ZM224 102V101H223ZM222 102V103H223ZM34 103H36V102H34ZM33 103V104H34ZM45 103V102H44ZM194 103H196L195 101H194ZM229 103V102H228ZM233 103V102H232ZM2 104V103H1ZM39 104V103H38ZM77 104L79 105V108L77 107ZM204 104V103H203ZM221 104V105H220ZM41 105V104H40ZM176 105V104H175ZM178 105V104H177ZM197 105H199V104H197ZM220 105V106H219ZM12 106V105H11ZM34 106V105H33ZM47 106V105H46ZM172 106V105H171ZM205 106H206V103H205ZM205 106H203L202 105V103H201V106L199 105V107H198V112L200 113V112H202L201 110H203V108L202 107H204L205 108ZM226 106V105H225ZM230 106H232V105H230ZM43 107V106H42ZM174 107V106H173ZM206 107H208V106H206ZM222 107H223V105H222ZM227 107V106H226ZM225 107V108H226ZM76 108H78L77 110H76ZM171 108V107H170ZM201 108V109H200ZM210 108L211 107H209V110H210ZM219 108H216V110L217 109H219ZM224 108V109H225ZM228 109H230V107L228 106L227 107ZM47 109V108H46ZM55 108L53 109V110H56ZM178 109V108H177ZM200 109V110H199ZM227 109V110H228ZM233 109V108H232ZM239 109V108H238ZM52 110V109H51ZM160 110V109H159ZM13 111V110H12ZM59 110H56V111H53L54 113H57V115L58 114H60L61 113V111H59ZM176 111V110H175ZM219 111V110H218ZM223 111V110H222ZM226 110H224L223 112H225ZM229 111V110H228ZM156 112H158V111H156ZM170 112V111H169ZM198 112H196V113H198ZM215 112V111H214ZM227 112V111H226ZM225 112V113H226ZM239 112V111H238ZM67 113H65L64 115H66ZM73 113H71L72 115H69V117H68V115H66L65 117H63V119L64 118H67V120L69 121L70 119L71 120H73L72 118H74L73 117ZM79 113H80V111H79ZM162 113V112H161ZM165 113H166V111H165ZM199 113H198V115H199ZM207 113V112H206ZM216 113V112H215ZM236 113V112H235ZM2 114V113H1ZM162 114H164V113H162ZM181 114V113H180ZM61 115V114H60ZM74 115H76L77 116V114H74ZM89 115V114H88ZM94 115V114H93ZM92 115V116H93ZM213 115V114H212ZM225 115V114H224ZM232 115V114H231ZM3 117H4V115H2ZM1 116V117H2ZM55 116V115H54ZM63 116V115H62ZM71 116H72V118H71ZM142 116H144V115H142ZM141 116V117H142ZM178 116V115H177ZM182 116V115H181ZM229 116V115H228ZM91 117V116H90ZM166 117V116H165ZM198 117V116H197ZM236 117V116H235ZM12 118V117H11ZM15 118V117H14ZM28 118V117H27ZM77 118V117H76ZM76 118H74V121L75 122H73V121H71V124H72V122L73 123H76ZM155 118V117H154ZM158 118V117H157ZM176 118H178V117H176ZM184 118V117H183ZM160 120H161V118H159ZM203 119V118H202ZM233 119V118H232ZM235 119V118H234ZM6 120V119H5ZM5 120H3V121H5ZM61 120V119H60ZM66 120V121H67ZM144 120V119H143ZM143 120L141 119V121L143 122ZM163 121H164V117H163V119H162ZM161 120V121H162ZM206 120H207V118H206ZM226 120V119H225ZM3 121H2V123H3ZM11 121V120H10ZM24 121V120H23ZM27 121V120H26ZM30 121V120H29ZM35 121V120H34ZM62 121V120H61ZM140 121V120H139ZM138 121V122H139ZM141 121L139 122V123H137V122H135V123H137V124H140L141 123ZM156 121H158L159 122V120H156ZM1 122V121H0ZM35 122H37V121H35ZM223 122V121H222ZM9 123V122H8ZM12 123V122H11ZM22 122H19V121H15V122H13V124H11L10 125V123L8 124L9 125V127L8 128H10V130L9 129H7L6 128V125H5V128H6V130H8V131H11V129H12V131H14V132H16V130L18 129L17 127H19L20 128V126L22 127V128H24L25 126L24 125H22L21 124ZM70 123V122H69ZM147 123V122H146ZM153 123V122H152ZM223 123H225V122H223ZM142 124V123H141ZM140 124V125H141ZM143 124H144V122H143ZM154 124V123H153ZM156 124H157V122L155 123V126H156ZM259 124V123H258ZM139 125V126H140ZM151 125V124H150ZM166 125V124H165ZM231 125V124H230ZM30 126V125H29ZM42 126V125H41ZM70 126V125H69ZM143 126V125H142ZM187 126V125H186ZM225 126H227V125H225ZM224 126V127H225ZM2 127V124H1V126H0V129H2V130H4V131H6L5 130V128H4V126H3V128H1ZM145 127V124H144V126H143V128ZM168 127H169V125H168ZM188 127V126H187ZM187 127H182V129H180V131L178 132V134L176 135L177 137H175L172 133H164V131L162 132V133H160L159 134V136L158 137H155L154 136V139H153V141L152 142H154V143H152L151 144V147H152V145H154L153 147H155V149H156V151H157V156H156V158H157V161L160 163V165L161 166H163V167H161V168H163L164 169V172H165V169H167L168 171H170V169H173V168H175V165L173 164V163H176V165L178 164H181V163H183L184 161H186L187 160V157L185 158L184 157V153H185V151H186V149H187V147L189 146V144H188V140H187V134L186 133H188L189 131H188V129H187ZM167 128V127H166ZM165 128V129H166ZM188 128H190V127H188ZM221 128H223V127H221ZM232 128H233V125H232ZM145 129V128H144ZM225 129H226V127H225ZM224 129V130H225ZM18 130H20V129H18ZM18 130H17V132H18ZM40 130V129H39ZM146 130H147V128H146ZM154 130V129H153ZM169 130V129H168ZM7 131V132H8ZM21 131V130H20ZM138 131V130H137ZM136 131V132H137ZM142 131H143V129H142ZM148 131H150V130H148ZM171 131V130H170ZM188 131V132H187ZM2 132V134H1V139H4V138H2V137H5V136H2L3 134H4V132L3 131H1ZM16 132V133H17ZM71 132V131H70ZM69 132V133H70ZM129 132V131H128ZM142 133L141 131H138V134L141 136L142 134H140V133ZM221 132V131H220ZM223 132V131H222ZM117 133V132H116ZM120 133V132H119ZM118 133V134H119ZM122 133V132H121ZM127 133V132H126ZM145 133V132H144ZM11 134V133H10ZM113 134H115V133H113ZM113 134H110V136H112ZM128 134V133H127ZM134 135H135V133H133ZM138 134H137V136H138ZM146 134V133H145ZM13 135V134H12ZM122 135V134H121ZM121 135H120V138H121ZM126 135V134H125ZM144 135V134H143ZM143 135H142V137H143ZM149 135V134H148ZM155 135V134H154ZM226 135V134H225ZM231 135V134H230ZM17 136V135H16ZM147 136V135H146ZM145 135H144V137L146 138V140L148 139L147 137H146ZM112 137H116V135L114 136H112ZM119 136H117V138H118ZM143 137V138H144ZM223 136H221V140H223V141H221V144L218 146V149H216V152L215 153H213V155L212 156H210V158H209V160H208V162L207 163H209V172L211 173V177L213 176V178L216 176V178L219 180V178H221L222 180H224V181H222L223 183H228V182H230V184H232V183H234V181H235V177H233V175H234V172L232 171V169L230 168V169H225L223 166H224V163L225 162H223L224 161V157H226L225 155V153H226V149H227V139H224V137L222 138ZM109 138V137H108ZM120 138H119V140H120ZM131 138V137H130ZM136 138V137H135ZM140 138V137H139ZM145 138L143 139L144 141H145ZM153 138V137H152ZM177 138V139H176ZM226 138H228V137H226ZM0 139V140H1ZM111 139H113V138H111ZM121 139H123V138H121ZM150 139V138H149ZM110 140V139H109ZM125 140V139H124ZM152 139H150V141H151ZM2 141H5V139L4 140H1V142ZM113 141H114V139H113ZM130 141V140H129ZM139 141V140H138ZM141 141V140H140ZM226 141V142H225ZM75 142V141H74ZM132 142V141H131ZM134 142V141H133ZM142 142V141H141ZM149 142V141H148ZM2 143H4V142H2ZM2 143H0V144H2ZM12 143V142H11ZM138 143V142H137ZM81 144V143H80ZM118 144V143H117ZM123 144H125V143H123ZM61 145V144H60ZM76 145V144H75ZM93 145V144H92ZM120 145V144H119ZM140 145H144V144H140ZM188 145V146H187ZM63 146V145H62ZM61 146V147H62ZM80 146V145H79ZM73 146H71V149L70 148H68V152L67 153H63V154H65L63 157H65V158H67V156H70L71 157V160L69 159V158H67V160H70V162H72V164H71V166H73V167H75L76 165H79L80 164V162L82 161V163L84 162L85 163V161H87L88 160V157H90V156H87V157H85L86 155H84V157H83V155L81 154V156L82 157H80V154H79V156L78 155H76V156H78V159H77V157H74V154H77L76 153V148L74 147V148H72ZM110 147V146H109ZM121 147H122V145H121ZM130 147H133V146H130ZM136 147V146H135ZM139 147V146H138ZM140 147H142V146H140ZM81 148V147H80ZM84 148H85V146H84ZM87 148V147H86ZM124 148H126V147H124ZM128 148V147H127ZM193 148V147H192ZM36 149V148H35ZM70 149V150H69ZM104 149V148H103ZM110 149H114V148H110ZM123 149V148H122ZM131 149V148H130ZM137 149V148H136ZM144 149V148H143ZM155 149H153V150H155ZM63 150V149H62ZM79 150V149H78ZM78 150H77V152H78ZM89 150V149H88ZM118 150H120V149H118ZM228 150V149H227ZM29 151H30V149H29ZM114 151H117V149H115V150H113V152ZM125 151V150H124ZM188 151V150H187ZM58 152V151H57ZM64 152V151H63ZM83 152V151H82ZM82 152H80V153H82ZM89 152V151H88ZM87 152V153H88ZM108 152V151H107ZM112 152V151H111ZM18 153H20V152H18ZM22 153H24V152H22ZM29 153V152H28ZM53 153V152H52ZM60 153V152H59ZM117 153H118V151H117ZM128 153V152H127ZM131 153V152H130ZM141 153H144V152H142L141 151ZM148 153V152H147ZM48 154H50V153H48ZM98 154V153H97ZM111 154V153H110ZM112 154H114V153H112ZM196 154V153H195ZM21 155H23V154H21ZM30 155V154H29ZM58 155V154H57ZM102 155V154H101ZM122 155V154H121ZM132 155V154H131ZM141 155V154H140ZM148 155V154H147ZM26 156V155H25ZM24 156V157H25ZM59 156V155H58ZM99 156V155H98ZM114 156V155H113ZM125 156V155H124ZM130 156V155H129ZM188 156V155H187ZM18 157H20V156H18ZM23 157V158H24ZM63 157H60V158H63ZM80 157V158H79ZM140 157V156H139ZM141 157H143L144 159H143V161L145 162H147V161H149L150 159H148V157L149 156H146V154H143ZM140 157V158H141ZM184 157V158H183ZM22 157H21V159H23ZM75 158V159H74ZM115 158V157H114ZM114 158H111V156H108V157H106V158H95V161H93V162H96V165H95V169L92 167V170L93 171H95L97 174H102L101 175V178H100V175L98 176L99 178L96 180L95 178H97V177H95L93 180H96V182L98 183V184H100L101 183V181H103L102 183H103V186H102V188H101V190L102 189H104V192L105 193H103L102 192V194L104 195V198L105 199H107V200H105L104 202H106L105 204H107L108 205V203L110 202V201H112V202H110V205H108V207H110L111 206V208H108L107 207V205H105L108 209H105L106 211L108 210L109 212H106V213H110L108 216H105L106 214L104 213V221L102 222V223H100V226L99 227H97L96 229H91V230H93L94 232V234L96 233L97 235H95L96 237H97V239L99 240V242H98V251L101 253L100 254V256H102V255H105V257L107 256V257H111L112 255H117V254H119V252H123V251H125V250H130V249H136V250H138V251H145V252H141V254H140V256L138 255V253H137V255L135 256L136 257V259H135V257L134 256H132L134 259H132V262H130V263H133V262H135V263H138V262H140V264H142V262H146V261H148V260H150L151 258H152V256H150V252L152 253L151 255H154L153 253H156L157 251H158V253H159V257H160V255L162 254V253H170L171 252V248H172V246L174 247H176V245H174V244H176L177 243V245H179V246H177L178 248L180 247L181 248V250H179L180 252V263L181 264H247L248 262H249V264H250V261H252L254 258L256 259V257H258V256H263L264 255V191H261V192H259V191H255L254 189L255 188H252V190H254V194H253V197L251 198L250 196H249V201H247V200H241L240 202L239 201H237V200H235L234 198V200L233 201H230V203L229 204H223V205H225L226 206V208H224L223 209V207L221 206V211H219V212H217V214H216V216H214L215 218H214V220L212 221L213 222V225H212V227H211V225H210V228H207L206 229V231L205 232H203L202 233V235L201 234H199V238H198V240L196 241V243H194V244H187L186 245V247L185 248H183L182 246H181V244L183 243V241L182 240H184V239H182V240H180L179 242H182V243H180V244H178V242H177V240H176V243H174V239H171V240H173V241H171V242H173V244H171L169 241H170V237H167V235H163V233L161 232V225H159L158 224V222L159 223H161L160 221H155V215H154V213H157V214H159L160 212H157L158 210L160 211L162 208H160L159 207V209L157 210V207L155 208L156 209V212L154 211L153 212V207H152V209H151V206H152V204H154V206H161V207H163V205L165 206H167V211H169V214H170V217H171V219L172 220H170V221H175V218L177 217V215H179L181 212H183V211H185L184 209V203L182 204L181 202H177L178 203V205H177V203L176 204H174L173 202L171 203V204H169L170 202H165L166 204H158L157 203V198H158V194H156V191L152 188V189H147L146 188V186L148 187V185L146 184V186H145V183L147 182H145V183H143V181H145V180H147L148 179V181H149V178L148 177H150V176H148L150 173H149V171H146L147 172V174H145V176L147 175L148 177H147V179H145V177L143 178V177H141L139 174H138V172H140L139 170H135V168L136 169H139V168H137V167H140L139 165L136 167H134V173L132 172V168L131 169H129V163L132 161V160H130V162H129V160H127L128 161V163L125 165L126 167H127V169H128V171H125V166L123 167V168H125L124 169V171H125V174H124V172H120V169H119V166H118V164H117V167L118 168H113V169H105V164L107 163V162H109V161H107V160H110V159H112V161L114 160ZM131 158V157H130ZM262 158H263V156H262ZM21 159H20V161H21ZM26 159H28V157L26 156ZM51 159V158H50ZM147 159V160H146ZM5 160V159H4ZM4 160H1V162L2 161H4ZM25 160V159H24ZM52 160V159H51ZM58 160H60V159H58ZM58 160H56V161H53L52 162V164H54L55 165V163L58 161ZM63 160V159H62ZM153 160H154V158H153ZM173 160H174V162H173ZM263 160V159H262ZM19 161V160H18ZM17 161V162H18ZM34 161V160H33ZM107 161V162H106ZM127 161H125V162H127ZM141 161V160H140ZM156 161V160H155ZM154 161V162H155ZM0 162V163H1ZM49 162V161H48ZM61 162V161H60ZM69 162V161H68ZM106 162V163H105ZM114 162V161H113ZM145 162V163H146ZM21 164V166L19 167V169H18V167H17V169H18V171L16 172L17 174H16V176L18 175V177L20 176V177H23L24 176V179H25V175H26V182H28V180L31 178V177H29L30 176V174H31V172L32 171H34L35 170V168L34 167H25V164L24 163H22V162H20ZM26 163V162H25ZM43 163V162H42ZM58 163H59V161H58ZM63 163V162H62ZM87 163V162H86ZM90 163H91V161H90ZM123 163V162H122ZM150 163V162H149ZM153 163V162H152ZM18 164V163H17ZM30 164V163H29ZM35 164V163H34ZM63 164H65L66 165V163H63ZM94 164V163H93ZM132 164V163H131ZM135 164V161H133V164L132 165H134ZM136 164H138V163H136ZM147 164V163H146ZM154 164V163H153ZM263 164V163H262ZM41 165V164H40ZM39 165V166H40ZM44 166V168H45V166L47 165H45V163L43 164ZM51 165V164H50ZM70 165V164H69ZM91 165V164H90ZM144 165V164H143ZM142 165V166H143ZM159 165V164H158ZM157 165V162H156V168L158 169V166ZM159 165V166H160ZM173 165H174V167H173ZM261 165V164H260ZM3 166V165H2ZM63 166V165H62ZM80 166V165H79ZM141 166V167H142ZM145 166H147V165H145ZM145 166H143L144 168H145ZM148 166H149V164H148ZM150 166H151V164H150ZM150 166H149V168H150ZM180 166V165H179ZM6 167V166H5ZM36 167V166H35ZM52 167V166H51ZM66 167V166H65ZM106 167H107V165H106ZM132 167V166H131ZM151 167H153V166H151ZM181 167V166H180ZM185 167V166H184ZM206 167V166H205ZM232 167V166H231ZM40 168L42 169V166H40ZM55 168V167H54ZM59 168V167H58ZM76 168H79V167H76ZM178 168V167H177ZM229 168V167H228ZM8 169V168H7ZM36 169H38V168H36ZM53 169V168H52ZM67 169H68V167H67ZM71 169V168H70ZM99 169V170H98ZM101 169V170H100ZM141 169V168H140ZM143 169V168H142ZM1 170V169H0ZM43 170V169H42ZM98 170V171H97ZM146 170H147V168H146ZM152 169H150V171H151ZM156 170V169H155ZM162 170V169H161ZM166 170V171H167ZM181 170V169H180ZM40 171V170H39ZM48 170H46V172H47ZM68 171V170H67ZM135 171H136V174L137 175H139L140 176V178H141V180H142V182L140 181V180H138V179H140L139 178V176H135ZM153 171V170H152ZM167 171V172H168ZM237 171V170H236ZM58 172H60V171H58ZM57 172V173H58ZM63 172L64 171H62V173H60V174H62L63 175ZM76 172H78V171H76ZM80 172V171H79ZM144 172V171H143ZM154 172V171H153ZM39 173H42V172H39ZM141 173V172H140ZM155 173V172H154ZM153 173V174H154ZM168 173H170V172H168ZM93 175H94V173H92ZM152 174V175H153ZM199 174V173H198ZM45 175H47V174H45ZM53 175V174H52ZM65 175V174H64ZM235 175H236V173H235ZM34 176V175H33ZM43 176V175H42ZM144 176V175H143ZM154 176V175H153ZM75 177V176H74ZM84 177V176H83ZM82 177V178H83ZM104 177V178H103ZM152 177V176H151ZM181 177V176H180ZM198 177V176H197ZM204 177V176H203ZM237 177V176H236ZM50 178V177H49ZM92 178H93V176H92ZM103 178V179H102ZM144 180H143V179ZM157 178V177H156ZM192 178V177H191ZM209 178H210V176H209ZM215 178V179H216ZM13 179H15V178H13ZM17 179V178H16ZM21 179V178H20ZM19 178H18V180H20ZM41 179V178H40ZM64 179V178H63ZM69 179H71V178H69ZM72 179H73V177H72ZM71 179V180H72ZM102 179V180H101ZM171 179V178H170ZM193 179V178H192ZM204 179V178H203ZM211 179V178H210ZM43 180V179H42ZM163 180V179H162ZM199 181V179L197 178L196 179V181ZM21 181H22V179H21ZM25 180H23V182H24ZM30 181V180H29ZM55 181V180H54ZM81 181V180H80ZM18 182H20V181H18ZM22 182V183H23ZM206 182H207V180H206ZM219 182V181H218ZM10 183V182H9ZM13 183H15V181L13 180ZM12 183V184H13ZM17 183V182H16ZM15 183V184H16ZM21 183V185H22V187H23V185L25 186V184L23 183L22 184ZM82 183V182H81ZM96 183V185L98 186V184ZM203 183V182H202ZM237 183V182H236ZM4 183H2V185H3ZM71 184V183H70ZM77 184H80V183H77ZM168 184V183H167ZM229 184V183H228ZM228 184L227 185H225L227 188H228ZM18 185V184H17ZM19 185H20V183H19ZM27 185H29V184H27ZM81 185V184H80ZM102 185V184H101ZM164 185V184H163ZM200 185V184H199ZM209 185V184H208ZM211 186H212V184H210ZM224 185V184H223ZM233 185V184H232ZM232 185H230V187H229V189L230 188H233L232 187ZM236 185V184H235ZM255 185H257L256 183H255ZM254 185V186H255ZM14 186V185H13ZM30 186V185H29ZM72 186V185H71ZM162 186V185H161ZM215 186V185H214ZM213 186V187H214ZM253 186V187H254ZM259 186V185H258ZM68 187H69V185H68ZM73 187V186H72ZM151 187V186H150ZM220 188H224V187H221V186H219ZM218 186H217V188L218 189H216V188H214V189H211L212 190V192L214 191V190H219L220 191V188H219ZM248 187H250V186H248ZM256 187V186H255ZM84 188V187H83ZM198 188V187H197ZM205 188V187H204ZM17 189V188H16ZM31 189V188H30ZM229 189H228V191H229ZM249 189V188H248ZM6 190V189H5ZM8 190V189H7ZM21 190V189H20ZM25 190V189H24ZM38 190V189H37ZM55 190V189H54ZM68 190V189H67ZM209 190V189H208ZM222 190V189H221ZM231 190V189H230ZM251 189H249V191H250ZM257 190H258V188H257ZM1 191V190H0ZM29 192V195H25V197L27 196V198L29 197V201H28V205L30 204V205H32V206H30V208H35V207H33V206H36L37 204L36 203H40L39 202V200H38V198H36V197H34V196H31L32 194H30L31 192L30 191H32V190H28ZM40 191V190H39ZM216 191H214V193L216 192ZM218 191V192H219ZM241 191V190H240ZM24 192V191H23ZM70 192V191H69ZM211 192V191H210ZM234 192V191H233ZM242 192V191H241ZM244 192V191H243ZM250 192H253V191H250ZM66 193V192H65ZM107 193V194H106ZM143 193H145V197H144V199L143 198H141L140 197V195H142ZM180 193V192H179ZM239 193V192H238ZM245 193V192H244ZM99 194H101V193H99ZM106 194V195H105ZM210 194V193H209ZM217 194V193H216ZM246 194H248V193H246ZM108 195H110L109 197H108ZM0 196H2V197H0V205H2L4 208H6L5 207V205H10V201L11 200H9L8 201V199L6 198V195H5V197H3V195H1V192H0ZM106 196V197H105ZM143 196V195H142ZM188 196V195H187ZM199 196V195H198ZM218 196V195H217ZM236 196V195H235ZM234 196V197H235ZM240 197L242 196V195H239ZM246 195H244V197H245ZM18 197V196H17ZM43 197V196H42ZM110 198V200L108 199V198ZM166 197V196H165ZM186 197V196H185ZM220 197V196H219ZM232 197V196H231ZM4 198H6V201L4 200ZM60 199H61V197H59ZM111 198H112V200H111ZM12 199V198H11ZM67 199H69V198H67ZM239 199V198H238ZM245 199V198H244ZM247 199V198H246ZM2 200V201H1ZM4 200V201H3ZM22 200V199H21ZM65 200V199H64ZM109 200V201H108ZM170 200V199H169ZM177 200V199H176ZM190 200H194V199H190ZM107 201H108V203H107ZM247 201V202H246ZM60 202V201H59ZM64 202V201H63ZM147 202H151V205H150V207H149V205H148V203ZM11 203H13V201L11 202ZM22 203V202H21ZM14 204V203H13ZM12 204V205H13ZM24 204V203H23ZM36 204V205H35ZM216 204H218V203H216ZM27 205V204H26ZM43 205V204H42ZM219 205V204H218ZM1 206V207H2ZM14 206V205H13ZM24 206V205H23ZM39 206V205H38ZM38 206H36L37 208V210H38V213H39V211H44V209L43 208H41V207H38ZM15 207V206H14ZM52 207V206H51ZM186 208H187V206H185ZM193 207V206H192ZM25 209H26V207H24ZM166 207H164V209H165ZM194 208V207H193ZM219 208V207H218ZM41 209V210H40ZM51 209V208H50ZM110 209V210H109ZM114 209V210H113ZM113 210V211H112ZM197 210H199V209H197ZM25 211V210H24ZM51 211V210H50ZM104 211V210H103ZM162 212H161V214H163V209L161 210ZM189 211V210H188ZM195 211V210H194ZM217 211V210H216ZM10 212V211H9ZM48 212V211H47ZM1 213V212H0ZM4 213V212H3ZM23 213V212H22ZM24 213H26V212H24ZM42 213L43 212H41L40 213V215H42ZM166 213V212H165ZM184 213V212H183ZM186 213V212H185ZM187 213H189V212H187ZM201 213V212H200ZM11 214V213H10ZM157 214H156V216H157ZM196 214V213H195ZM207 214V213H206ZM26 215V214H25ZM103 215V214H102ZM101 215V216H102ZM153 215H154V218H153ZM164 215V214H163ZM1 216V215H0ZM9 217H10V215H8ZM13 216V214L11 215V217ZM37 216V215H36ZM38 216H39V214H38ZM37 216V217H38ZM161 216V215H160ZM203 216V215H202ZM205 216V215H204ZM24 217V216H23ZM35 217V216H34ZM40 217V216H39ZM38 217V218H39ZM162 217V216H161ZM182 217V216H181ZM198 217V216H197ZM209 217V216H208ZM14 218V217H13ZM103 218V217H102ZM160 219V217L158 216L157 217V219ZM178 218V217H177ZM205 218V217H204ZM203 218V219H204ZM5 219H8V218H5ZM26 219V218H25ZM47 219V218H46ZM201 219V218H200ZM1 220V219H0ZM4 220V219H3ZM14 220V219H13ZM31 220V219H30ZM41 220V219H40ZM198 220V219H197ZM210 220V219H209ZM33 221V220H32ZM44 221H46V220H44ZM165 223V222H164ZM167 223V222H166ZM169 224H170V222H169ZM0 225H1V223H0ZM33 225V224H32ZM67 225V224H66ZM164 225V224H163ZM199 225H201V224H199ZM206 225V224H205ZM4 225H2L1 227H0V229H1V233H3V234H5V232H6V234H8L7 233V231H6V226L5 227H3ZM47 226V225H46ZM49 226V225H48ZM79 226V225H78ZM172 226V225H171ZM196 226H198V225H196ZM202 226H203V224H202ZM42 227V226H41ZM44 227V226H43ZM51 227V226H50ZM53 227V226H52ZM83 227V226H82ZM206 227V226H205ZM10 228H12V226L10 227ZM48 228V227H47ZM196 228H201V227H196ZM14 229V228H13ZM68 229V228H67ZM109 229L111 230V231H109ZM15 230H17L18 231V228L16 229L15 228ZM78 230V229H77ZM3 231V232H2ZM23 231V230H22ZM167 231V230H166ZM13 232H14V234L16 233V231H12L11 233H12V237H13ZM43 232V231H42ZM161 232V233H160ZM181 232V231H180ZM200 232V231H199ZM19 233V232H18ZM51 233H52V231H51ZM71 233V232H70ZM160 233V234H159ZM195 232H193V234H194ZM201 233V232H200ZM165 234V233H164ZM181 234V233H180ZM183 234V233H182ZM198 234V233H197ZM2 235V234H1ZM17 235V233L15 234V236ZM50 235H54V234H50ZM50 235L48 236V238L50 237ZM68 235H69V233H68ZM201 235V236H200ZM18 236V235H17ZM38 236V235H37ZM176 236H180V238H181V236L182 235H179V234H176ZM184 236V235H183ZM193 236V235H192ZM195 236V235H194ZM10 237V236H9ZM35 237V236H34ZM11 238V237H10ZM9 238V239H10ZM26 238V237H25ZM28 238V237H27ZM33 238V237H32ZM37 238V237H36ZM173 238V237H172ZM174 238H177V237H174ZM187 238V237H186ZM191 238V237H190ZM194 238V237H193ZM196 238V237H195ZM8 239V238H7ZM46 239V238H45ZM51 239V238H50ZM56 239V238H55ZM14 240V239H13ZM39 240V239H38ZM178 240H179V238H178ZM23 241V240H22ZM40 241V240H39ZM43 241V240H42ZM14 242V241H13ZM48 242H49V240H48ZM192 242V241H191ZM8 242H6V244H7ZM42 243V242H41ZM185 243V242H184ZM37 244H39V243H37ZM5 245V244H4ZM9 245V244H8ZM12 244L10 243V245L9 246H11ZM14 245L16 246L17 244L16 243H14ZM22 245V244H21ZM184 245V244H183ZM96 246V245H95ZM96 246V247H97ZM6 247V246H5ZM8 247V246H7ZM13 247V246H12ZM19 247H21V246H19ZM37 247V246H36ZM51 247V246H50ZM174 247V248H175ZM2 248V247H1ZM3 249V248H2ZM7 249V248H6ZM5 249V250H6ZM16 249H18V248H16ZM41 249V248H40ZM14 250V249H13ZM32 250H33V248H32ZM35 250V249H34ZM17 251V250H16ZM34 252V251H33ZM36 252V251H35ZM136 252V251H135ZM148 252V254H149V256H150V258H148L149 256H147V254H145L147 257V259L145 260L144 259V253H147ZM18 253V252H17ZM37 253H39V252H37ZM134 253V252H133ZM164 253V254H165ZM176 254V253H175ZM41 255V254H40ZM131 255H134V254H131ZM143 255V256H142ZM169 255V254H168ZM17 258V256H16V254L14 255L13 254V251H11V249H9V250H7V251H5V252H3V253H1L0 254V264H9V263H12V264H16V263H14L15 261H14V259H15V257ZM22 256V255H21ZM143 258H142V257ZM165 256V255H164ZM178 256V255H177ZM98 257V256H97ZM116 257V256H115ZM126 257V256H125ZM129 257H131V256H129ZM131 257V258H132ZM139 257H141V258H139ZM157 257V256H156ZM155 257V258H156ZM166 257V256H165ZM114 258V257H113ZM102 259H104V257H101L100 258V260H101V262H103L104 260H106V259H104L103 261H102ZM110 259V258H109ZM109 259H107L108 261H109ZM123 259V258H122ZM125 259V258H124ZM139 259L140 260H144V261H139ZM160 259H161V257H160ZM165 259V258H164ZM97 260V259H96ZM95 260V261H96ZM110 260H115V258L114 259H110ZM138 260V261H137ZM152 260V259H151ZM154 260V259H153ZM123 261V260H122ZM127 261H129V259L127 260ZM131 261V260H130ZM137 261V262H136ZM155 261V260H154ZM161 261V260H160ZM166 261V260H165ZM254 261V260H253ZM262 261H264V259L262 260ZM119 262V261H118ZM149 262V261H148ZM158 262H159V260H158ZM87 263V262H86ZM89 263V262H88ZM97 263H99V264H101L100 263V261H98ZM104 263V262H103ZM114 263V262H113ZM112 263V264H113ZM127 263V262H126ZM143 263V264H144ZM262 263V262H261ZM264 263V262H263ZM90 264H94V263H90ZM108 264V263H107ZM115 264V263H114ZM145 264H147V263H145ZM161 264V263H160Z\"/></svg>",
  "mask_w": 264,
  "mask_h": 264
}]
</instances>
